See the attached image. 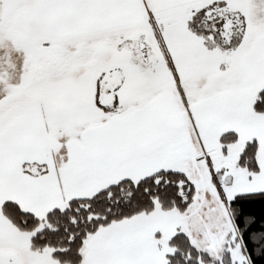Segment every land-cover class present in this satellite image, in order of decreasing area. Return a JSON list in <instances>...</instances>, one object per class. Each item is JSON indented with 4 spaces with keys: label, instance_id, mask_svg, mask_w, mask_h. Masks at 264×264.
<instances>
[{
    "label": "snow or ice",
    "instance_id": "snow-or-ice-1",
    "mask_svg": "<svg viewBox=\"0 0 264 264\" xmlns=\"http://www.w3.org/2000/svg\"><path fill=\"white\" fill-rule=\"evenodd\" d=\"M0 264H264V0H0Z\"/></svg>",
    "mask_w": 264,
    "mask_h": 264
}]
</instances>
